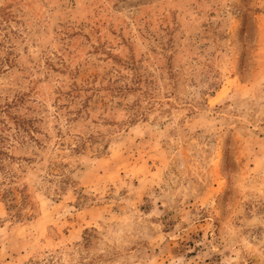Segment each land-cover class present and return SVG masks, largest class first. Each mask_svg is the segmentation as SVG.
Returning a JSON list of instances; mask_svg holds the SVG:
<instances>
[{"label":"rangeland","instance_id":"1","mask_svg":"<svg viewBox=\"0 0 264 264\" xmlns=\"http://www.w3.org/2000/svg\"><path fill=\"white\" fill-rule=\"evenodd\" d=\"M0 264H264V0H0Z\"/></svg>","mask_w":264,"mask_h":264}]
</instances>
